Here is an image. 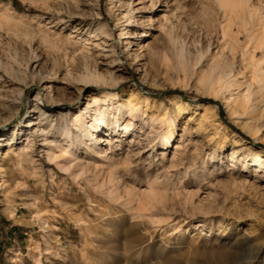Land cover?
<instances>
[{"label":"rangeland","instance_id":"rangeland-1","mask_svg":"<svg viewBox=\"0 0 264 264\" xmlns=\"http://www.w3.org/2000/svg\"><path fill=\"white\" fill-rule=\"evenodd\" d=\"M0 264H264V0H0Z\"/></svg>","mask_w":264,"mask_h":264},{"label":"bare ground","instance_id":"bare-ground-1","mask_svg":"<svg viewBox=\"0 0 264 264\" xmlns=\"http://www.w3.org/2000/svg\"><path fill=\"white\" fill-rule=\"evenodd\" d=\"M104 26L107 27L108 25H104ZM101 37H104V35H102ZM125 38H128V37L125 36ZM95 39L99 40L100 38L96 37ZM89 40L90 39H88L86 44H91V42H89ZM221 75L225 76V74L223 72L220 74V78L222 77ZM243 83L247 84L248 80L243 81ZM134 85H136V80H135ZM210 86H212V85H210ZM224 86L226 89H229V90H227V92H228L227 95L222 100V104L225 105L224 107H226V106L228 107V105H239V104L243 103L245 101V99L249 98V96L248 95L246 96L245 93H240L241 92V90H240L241 84L234 81V80L227 81L224 84ZM139 87H140V85H139ZM230 88H233V90H236V92L233 94L230 93ZM141 90L143 91L144 94L146 93L143 86L141 87ZM246 91L249 92V90H246ZM134 97H136V95H134ZM148 100H149V97L145 96V101H148ZM102 102L104 103V105H106V109H107L108 114L112 115V118L114 120V124L117 128L120 127V122L125 118V116H130L131 118H136V115L140 114L141 117H146L145 111L140 110L137 106H133L132 102L130 104H127V105L121 103L120 98L117 95H112L111 97L105 96L102 98ZM95 103L98 104L97 101ZM203 107L204 106L197 105L196 109H202ZM89 111H90V106L87 105L84 108L82 114L85 115V114L89 113ZM180 111L185 112L186 108L181 107ZM205 114H206V111H205ZM203 117H205V116L203 115ZM107 124H108L107 117L103 113H101L100 111H96L95 114L93 115L92 119H91V123H90L89 127L91 129H93L94 131L100 133L101 130L107 126ZM122 129L125 131L127 130V128L125 126ZM173 139H174V133L171 132L165 138L166 145H170L172 143ZM97 141H102V139L97 138ZM175 147H177V146H175Z\"/></svg>","mask_w":264,"mask_h":264},{"label":"water","instance_id":"water-1","mask_svg":"<svg viewBox=\"0 0 264 264\" xmlns=\"http://www.w3.org/2000/svg\"><path fill=\"white\" fill-rule=\"evenodd\" d=\"M174 94V93H179L178 91H169V92H167V94ZM165 94V93H164ZM180 94V93H179Z\"/></svg>","mask_w":264,"mask_h":264}]
</instances>
